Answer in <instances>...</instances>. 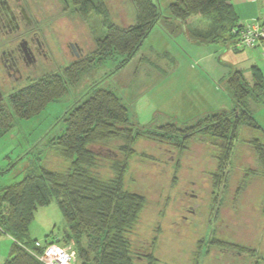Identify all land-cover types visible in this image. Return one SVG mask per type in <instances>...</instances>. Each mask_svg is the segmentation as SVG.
I'll return each mask as SVG.
<instances>
[{"label": "rangeland", "instance_id": "rangeland-1", "mask_svg": "<svg viewBox=\"0 0 264 264\" xmlns=\"http://www.w3.org/2000/svg\"><path fill=\"white\" fill-rule=\"evenodd\" d=\"M152 1L159 6L162 16L127 64L122 65L125 56L116 55L93 66L63 99L51 103L31 119L16 121L0 138V189L22 181L37 167L49 170L60 167L61 158L52 141L64 133L68 112L87 100L95 89L113 91L128 107L130 121L145 131H158V127L168 123L188 127L207 113L234 110L227 80L235 71H240L243 65L240 54L248 51L234 47L239 37L219 42L210 22L198 20L192 29L202 34V43L196 44L188 40L183 24L168 19L172 0ZM34 2L44 9L38 19L52 60L49 63L40 60L33 70L22 69V79L18 81L6 76L0 62V104H7L13 91L34 79L59 72L79 55L81 58L92 56L96 40L105 37L110 22L120 25L123 20L125 23L134 20V14L130 15V8L134 9L130 0H104L107 12L99 9L88 20L63 0ZM73 46L78 56L73 55ZM241 72L252 87V69ZM260 102H264V96H252L246 103L256 121ZM255 134L247 128L241 131L240 141L229 155L222 182L216 186L210 176L201 178L197 172L191 174V167H187L189 158L192 165V161L196 162V168L216 170L217 164L211 161L205 148L191 150L192 154L185 157L176 146L166 145L164 148L172 154H163L156 143L146 139L138 141L137 152L154 157V161L140 154L131 158L125 184L147 199L138 229L143 254H147L145 250L153 235L159 232L154 264H264V176L250 143L256 140ZM119 144L112 142L93 149L101 155L99 173L104 177L112 176L111 163L122 158L117 149ZM177 152L180 156L171 158ZM173 175L177 176V183L172 182ZM188 176L193 182L202 183L192 186L190 181L191 189L186 194L181 186ZM192 191L199 197L193 204L198 206L187 214ZM68 232L70 224L57 201L40 208L30 226L31 238L40 243L51 241L53 236L63 239ZM216 238L220 244L213 243ZM12 243L8 236L0 237V264L9 257ZM64 247L75 250L73 244ZM241 248L246 251H240ZM146 263L141 260L139 264Z\"/></svg>", "mask_w": 264, "mask_h": 264}, {"label": "trees", "instance_id": "trees-1", "mask_svg": "<svg viewBox=\"0 0 264 264\" xmlns=\"http://www.w3.org/2000/svg\"><path fill=\"white\" fill-rule=\"evenodd\" d=\"M63 1L72 5L85 20L99 9L107 12L104 0L98 4L94 0ZM130 1L134 8V23L121 26L110 22L105 37L96 40L92 56L75 59L59 72L34 79L9 94L8 103L0 104V138L13 128L16 121L31 119L51 103L63 99L93 66L110 61L116 55L126 57L122 64L125 65L135 56L162 15L152 0ZM169 11L168 19L183 24L188 38L196 44L202 43V34L192 29L191 24L195 21L208 20L219 42L236 37L234 31L243 26L232 0H176L169 5ZM216 38L214 42H217ZM252 73V87L241 71H235L228 78V91L235 104L233 111L207 113L194 125L183 128L168 123L154 132L136 128L130 121L128 107L113 91L95 89L87 100L68 112L64 118V133L52 141L61 158L60 167L57 170L37 167L22 181L0 189V237L8 236L13 241L9 257L3 264H44L39 257L51 244L63 248L73 244L75 252L70 249L75 253L73 264H139L141 260L154 264L159 232L156 230L145 250L147 254H143L138 229L147 199L125 184L131 158L141 155L136 144L146 139L160 146H176L185 157L192 154L191 150L205 145L211 161L217 164L216 170L196 171L199 168L188 165L190 160H187V167H191V173H199L201 178L210 176L216 186L222 182L229 155L235 143L240 141L241 131L247 128L256 133V140L250 143L264 176V129L246 105L250 97L264 96V77L258 67H253ZM112 142H121L117 149L122 158L111 163L112 176L104 177L99 173L101 155L93 149ZM151 160L154 161V157ZM176 177L172 182H176ZM52 201L59 203L70 224V232L63 239L53 236L51 241L40 243L31 238L30 226L36 212ZM216 242L221 243L217 238L213 243ZM37 243L41 246L38 247ZM240 251L246 250L241 248Z\"/></svg>", "mask_w": 264, "mask_h": 264}, {"label": "flooded vegetation", "instance_id": "flooded-vegetation-1", "mask_svg": "<svg viewBox=\"0 0 264 264\" xmlns=\"http://www.w3.org/2000/svg\"><path fill=\"white\" fill-rule=\"evenodd\" d=\"M41 14H44V9L34 0H0V43L2 42L0 62L6 69V76L10 80L18 81L22 79V69L33 70L37 67L40 60L45 61V63H49L52 60L50 49L45 41V31L39 24L38 17H41ZM72 53L74 56H78L77 48L74 46L72 47ZM17 74L19 77H17ZM164 147L158 146L161 153H171L170 150ZM199 148L202 151L201 149L205 147L201 146ZM173 157H177V153H173L171 158ZM192 162H194V165L196 164L195 161ZM188 165L191 166L192 163H188ZM200 170L204 171L205 168L199 167V169H196V171ZM184 182L181 189H186L185 193L189 194L188 190L191 189L189 186L190 179L186 178ZM191 184L194 186L198 185L199 182L191 181ZM192 192L194 194H190L192 201L187 207V214L194 212V209L198 206V204H193L194 200L196 201L199 197L195 194V191ZM182 218H186L189 221L187 216L183 215Z\"/></svg>", "mask_w": 264, "mask_h": 264}, {"label": "crops", "instance_id": "crops-1", "mask_svg": "<svg viewBox=\"0 0 264 264\" xmlns=\"http://www.w3.org/2000/svg\"><path fill=\"white\" fill-rule=\"evenodd\" d=\"M175 1L176 0H172L171 3ZM232 2L240 24H245L247 22L260 19L264 14V0H232ZM130 9V15L133 16L134 9ZM133 19V22L129 21L130 23H125V21L123 20V23H120V25L126 26L133 24L135 21V14ZM196 23L197 21L195 23H192L191 27L195 26ZM188 40L191 41V39L189 38ZM234 47L237 48V50L242 49L237 46V42H235ZM246 50L248 51L240 54L243 64L239 67L241 68L240 71H243V69H245L246 72H250L253 67H258L264 77V45H261L260 47L255 49ZM257 105L259 107L257 115V118L259 119L257 120V122L264 129V102L257 103Z\"/></svg>", "mask_w": 264, "mask_h": 264}, {"label": "built area", "instance_id": "built-area-1", "mask_svg": "<svg viewBox=\"0 0 264 264\" xmlns=\"http://www.w3.org/2000/svg\"><path fill=\"white\" fill-rule=\"evenodd\" d=\"M234 33L239 37V48L255 49L264 45V14L260 19L243 24L242 28L236 29ZM37 246L40 247V243H37ZM39 259L44 264H73L75 253L70 248L51 244L44 248Z\"/></svg>", "mask_w": 264, "mask_h": 264}, {"label": "water", "instance_id": "water-1", "mask_svg": "<svg viewBox=\"0 0 264 264\" xmlns=\"http://www.w3.org/2000/svg\"><path fill=\"white\" fill-rule=\"evenodd\" d=\"M81 57H82V56L79 55L77 59H80ZM0 97H1V93H0Z\"/></svg>", "mask_w": 264, "mask_h": 264}]
</instances>
